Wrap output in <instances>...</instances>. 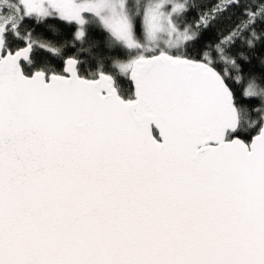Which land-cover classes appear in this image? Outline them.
Masks as SVG:
<instances>
[{
	"label": "snow or ice",
	"instance_id": "snow-or-ice-1",
	"mask_svg": "<svg viewBox=\"0 0 264 264\" xmlns=\"http://www.w3.org/2000/svg\"><path fill=\"white\" fill-rule=\"evenodd\" d=\"M0 264H264V0H0Z\"/></svg>",
	"mask_w": 264,
	"mask_h": 264
}]
</instances>
